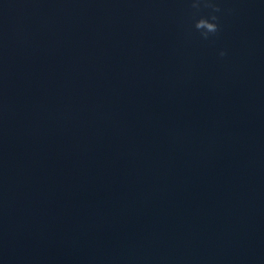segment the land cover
<instances>
[{
  "label": "clouds",
  "instance_id": "clouds-1",
  "mask_svg": "<svg viewBox=\"0 0 264 264\" xmlns=\"http://www.w3.org/2000/svg\"><path fill=\"white\" fill-rule=\"evenodd\" d=\"M206 7L211 9V14L209 16H200L195 20L193 27L200 36L207 40L212 36H215L220 31L219 17L215 13H219L221 8L215 2V0H191V7L197 11L201 7ZM227 53L223 50L219 52L221 57L225 56Z\"/></svg>",
  "mask_w": 264,
  "mask_h": 264
}]
</instances>
